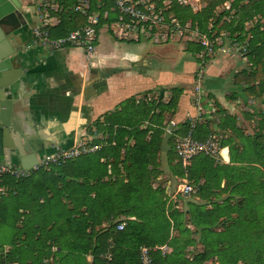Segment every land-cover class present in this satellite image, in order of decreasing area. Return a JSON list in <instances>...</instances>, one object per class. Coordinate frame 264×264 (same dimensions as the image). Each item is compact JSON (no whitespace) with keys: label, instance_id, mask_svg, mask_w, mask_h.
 <instances>
[{"label":"trees","instance_id":"obj_1","mask_svg":"<svg viewBox=\"0 0 264 264\" xmlns=\"http://www.w3.org/2000/svg\"><path fill=\"white\" fill-rule=\"evenodd\" d=\"M59 1L65 7L72 4ZM227 1L201 0L207 4L203 12L176 8V13L183 20L187 19L184 13L190 14L202 31L211 17L216 24L225 16L240 15L225 29L240 42L250 33L252 68L235 73L234 84L243 86L247 97H259L264 105V0H233L231 8L216 18L214 10ZM70 11L61 14L57 36L87 23L77 14L69 19ZM256 17L258 21L246 31V24ZM166 93L159 91L161 100ZM181 95V90L174 89L167 103H138L136 97L129 98L88 128L89 137L107 133L109 146L49 169L40 168L27 178L5 177L8 193L0 202V224L12 221L18 236L8 250L0 245V264H141L144 246L152 249L153 264H250V254L261 261L264 223L257 217L256 203L261 197L264 206V110L258 131L249 136L227 113L219 124L206 118L194 128V137L200 141L231 128L232 135L221 141V148H229L231 161L221 164L201 155L186 172L178 155L173 160V174L188 179L204 201L189 204L188 223L183 227L182 212L166 207L165 190L151 186L158 178L165 115L175 113ZM191 129V123L185 122L178 133L185 136ZM100 143L97 139L93 144ZM21 193L33 198L32 210L18 204ZM122 222L126 227L118 231ZM172 231L185 236L183 244L171 236ZM197 242L203 250L187 257V247ZM163 246L171 251L163 252Z\"/></svg>","mask_w":264,"mask_h":264},{"label":"crops","instance_id":"obj_2","mask_svg":"<svg viewBox=\"0 0 264 264\" xmlns=\"http://www.w3.org/2000/svg\"><path fill=\"white\" fill-rule=\"evenodd\" d=\"M206 5L200 1L198 8ZM23 12L26 25L10 37L11 46L16 49L12 56V73L17 79L13 85L12 132L31 162L38 164L45 156L54 155L60 149H71L81 142H88V128L96 120L114 112L127 99L144 94L147 89L137 90L140 84H148L152 79L164 86L170 83L180 87L193 84L194 62H186L181 71L171 73L163 66L159 70L152 68L153 61L144 60L146 53L135 50L124 52L120 65L115 62L117 58L111 46L125 49L116 43L108 47L112 51L103 50V44H106L102 38L106 34L100 36L93 58L80 49L49 51L37 44L33 36V29L40 25L36 10L25 7ZM68 14L69 19L74 15L72 11ZM58 29L59 26L53 29L52 35L57 36ZM242 66L240 62L225 60L221 53L217 60L212 61L204 90L206 96L215 101L217 110L222 112L210 120L217 122L224 113L240 119L241 105L248 102V97L243 92V86L234 84L233 72L237 73L236 68ZM130 67H134L135 71H130ZM193 96L192 89L185 91L172 115L179 130L185 122L191 123L198 115ZM248 119L257 132L259 124L254 123L252 116ZM225 130L231 132V128ZM223 156V163L230 164L228 147L223 148ZM18 168L23 169L21 166Z\"/></svg>","mask_w":264,"mask_h":264},{"label":"built area","instance_id":"obj_3","mask_svg":"<svg viewBox=\"0 0 264 264\" xmlns=\"http://www.w3.org/2000/svg\"><path fill=\"white\" fill-rule=\"evenodd\" d=\"M70 6H64L59 0H26L28 10L35 9L40 20V25L33 29V36L37 44L49 51L65 49L83 50L89 58L96 54L97 45L101 35L106 34L122 43H146L153 45H197L200 48L198 59L200 60L199 75L193 92V105L197 110V117L191 121V131L180 135L179 125L173 120L172 115L166 114L164 121V135L173 137L175 149L182 167L186 170L192 165L193 160L201 155H206L215 160L225 161L222 137L211 134L206 140L195 139L193 130L197 124L206 118H211L217 111L214 100L207 99L204 102V90L202 86L203 68L207 59H211L216 53V46L224 44L223 38H229V32L218 33L210 26L206 32H201L199 26L188 19H181L176 13V8L191 9L197 13L196 7L201 0H67ZM227 9L231 8L229 2L225 3ZM23 8V9H24ZM72 11L74 14L84 17L87 23L78 29L71 31L66 36L53 37L52 30L61 24V14ZM220 40V42H219ZM218 46V48H219ZM234 49L244 52L246 44L234 43ZM244 55V54H242ZM164 102L169 101L166 93L161 100L160 94H143L137 97V102ZM201 121V122H200ZM145 128V126H143ZM115 145V142L112 143ZM106 146H109L107 144ZM101 145H89L81 142L71 149H60L54 155L45 156L31 170H25L11 166L0 161V202L7 195L8 188L4 185L7 176L16 179L29 177L33 171L40 168L49 169L51 165H58L77 159L87 154H93L101 150ZM176 194L181 197H190L197 193V188L188 179H178ZM126 223L117 225L118 231H123ZM163 250L164 248H160ZM151 248L142 247L141 264H153ZM105 258L111 259V255Z\"/></svg>","mask_w":264,"mask_h":264},{"label":"rangeland","instance_id":"obj_4","mask_svg":"<svg viewBox=\"0 0 264 264\" xmlns=\"http://www.w3.org/2000/svg\"><path fill=\"white\" fill-rule=\"evenodd\" d=\"M227 2H229V5L233 2V0H228ZM245 5V2H243ZM207 5L205 7H200L198 8V5L196 7L197 13H201L206 9ZM227 8L225 7V4H220L215 10L213 15L217 18L218 15H220L222 12H224ZM191 10V9H190ZM192 11V10H191ZM183 11H181L182 13ZM193 12V11H192ZM194 13V12H193ZM196 14V13H195ZM183 15H185L187 17L188 20H192L190 18V14L188 13H184ZM240 16V15H239ZM239 16H225L219 23L214 22L213 19H209L208 25H207V30L209 29L210 26H213L214 31H217L218 33L221 32H225L226 29L225 27L227 26V24H230V22H232L233 19L239 18ZM259 17H256L255 19H253L251 22H248L246 24V31L252 29V26L256 23V21H258ZM193 21V20H192ZM194 22V21H193ZM264 22V20H263ZM206 30V31H207ZM200 31L202 32V30L200 29ZM203 31V32H206ZM227 32V31H226ZM245 40H243L242 42L238 41V40H234L232 37L229 38H223L224 44L219 46H216V53L215 55L211 58V59H207V63L205 64L204 68H203V77H202V86H203V90H204V83L206 81V77L208 76V71L209 68L211 66L212 61L217 60V58H219L220 53L223 54V58L225 60H233L236 63L240 62V64H242V68H236V70L239 71H243V70H247L252 68V64L250 62V46H249V41L251 39V35L250 33L246 34ZM115 40L111 39L109 35H105L102 38V42L105 43L106 45L103 44V50H108V51H112V53L116 56L117 58V63H119L121 65V58L123 56L124 52H134L135 50H140L142 51V53H146V57L144 58V60L148 59L153 63L151 66L152 68H161L163 66V69L166 70L168 69L171 73H177L179 71L182 70L183 66H185L186 62H194V64L196 63V67H195V71H192V75H193V84L191 85L189 84H185L183 86H178L177 84H166V86L164 85H159L156 84V79H152L148 84H140L137 87V90H142V91H146L144 92V94H148V95H154L159 93V91L161 89H165L168 96L171 97L172 96V91H174V89H178L182 91V94L185 91H189L192 89V91L194 92V88L196 85V81H197V76L199 75V68H200V60L198 59L197 55L198 52L197 50L199 49V47L197 45H191V44H184V45H178V44H174V45H168V46H160V45H153L150 42H146V43H140V44H131V43H122L119 41H115ZM101 42V43H102ZM220 42V40H219ZM239 43L241 45L246 44L248 49L246 52L242 51L241 49L239 51H237L236 49H234L233 45L234 43ZM119 45L120 47L124 48L125 50H120L119 48H116L114 46H111V48H114L112 50H110V45L112 44H116ZM98 46V45H97ZM109 47V48H108ZM244 54V55H242ZM116 60V59H115ZM138 68H142L141 66H138ZM151 68V67H150ZM151 68V69H152ZM155 70V69H154ZM159 70V69H158ZM156 70V71H158ZM130 71H135L134 67H130ZM194 72V73H193ZM233 75H235V73L233 72ZM133 80L130 81V83H132ZM204 102H206L207 99L212 100V98H209L208 96H206L207 92L204 90ZM142 94H139L137 97L142 96ZM136 97V99H137ZM262 100L257 97H248V102H244L245 105H241L242 107V114L240 119L237 118V126L240 129V131H244V133L246 135H251L253 133H255V127L253 126V123H251L248 119L249 116H252V119L254 120V123L257 125H260V122L262 121V118L260 116V113L263 112L264 110V105L261 104ZM149 103V102H148ZM217 113V111H216ZM250 113V114H249ZM215 115V114H214ZM213 115V117H214ZM213 117L208 118V119H213ZM206 119H204L205 121ZM215 120V119H214ZM260 120V122H259ZM220 120H217V122L215 121V125L219 124ZM253 126V127H252ZM259 127V126H258ZM246 130V131H245ZM247 132V133H246ZM232 130L231 132H227V131H217L215 132V134L223 137L224 138H228L230 137V135H232ZM108 137L109 135L107 133H99L96 136L91 135L88 139L89 141L87 142L89 145H95L93 143H95L97 141V139L101 140V143L99 145H101L102 147H105L108 143ZM171 138V139H170ZM162 146H161V152L158 155V165H157V176L156 179H153V181L151 182V186L153 190L159 191V190H165V196H164V201L166 203V207L168 205H170V210L172 209H176L179 212H182L183 214V227H185V225H187L188 221H187V215L186 212L189 209V204L190 203H195V204H200L202 202H204L203 200H200L197 193L195 195H191L190 197H181L178 196L176 194V190L178 187V179L177 176H175L173 174L174 169H173V160H177V153H176V149L174 150V153L171 150V140L172 142L175 144V140L173 137H168L163 135L162 138ZM175 147V145H174ZM224 154H227L226 152H224ZM219 163L221 164H225L222 161H219ZM175 167V166H174ZM176 169V168H175ZM160 174V175H159ZM196 185V184H195ZM222 187H224V182L222 183ZM197 188V187H196ZM21 192L23 191V187L20 188ZM198 190V188H197ZM223 197H226L225 195H223ZM20 202H18L19 205L22 206H26L29 209H33L34 206V201L33 198L31 200H29L26 196V194H22L19 197ZM256 206H258V213H257V217L259 219L263 220L264 223V206L262 204V199L261 197H259V200L256 203ZM121 219H125V218H121ZM126 223V222H125ZM14 224L12 223V221L7 222L5 224H0V245L4 246L5 250L9 249V245L10 243L14 242L17 235V231L14 230ZM171 236L174 238H178L180 239V244H183L185 236L183 234H180L178 231H172L171 232ZM23 238V236L21 235V239ZM195 238L198 240L199 239V235L195 236ZM3 248V247H2ZM162 248H164L162 251L163 252H167L169 253L171 250L169 249L168 246H163ZM188 254L187 257H191L190 254L194 255L196 253H199L203 250V245L200 244L199 242L196 243L195 246H188ZM261 258V261H258V258L255 257V255L250 254V256L248 257L249 259V263L250 264H264V253L259 255ZM261 262V263H260ZM211 261L205 263V264H210ZM45 264H53V263H45Z\"/></svg>","mask_w":264,"mask_h":264},{"label":"water","instance_id":"obj_5","mask_svg":"<svg viewBox=\"0 0 264 264\" xmlns=\"http://www.w3.org/2000/svg\"><path fill=\"white\" fill-rule=\"evenodd\" d=\"M25 2L26 0H0V161L31 170L37 162H31L26 157L23 146L12 132L13 85L17 79L12 73V56L16 49L12 48L10 37L26 25L23 12Z\"/></svg>","mask_w":264,"mask_h":264}]
</instances>
